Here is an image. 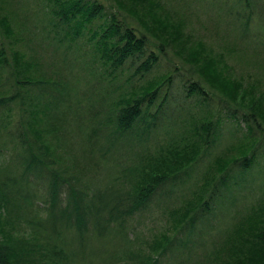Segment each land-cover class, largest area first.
Returning <instances> with one entry per match:
<instances>
[{
    "label": "trees",
    "instance_id": "1",
    "mask_svg": "<svg viewBox=\"0 0 264 264\" xmlns=\"http://www.w3.org/2000/svg\"><path fill=\"white\" fill-rule=\"evenodd\" d=\"M42 1L45 20L34 19L40 45L32 27L25 26L24 11L12 0H0V107L13 112L0 128L21 150L18 171L0 164V264H251L264 256L263 214L253 216L252 224L249 216L230 229L234 221L228 223L211 258L204 260L203 252L191 259L197 248L186 249L197 219L219 201L229 182L246 179L261 165L264 192V130L255 132L264 116L246 114L247 102L232 92L264 100V85L234 73L226 57L237 48L216 51L196 39L188 42L181 22L152 0H116L127 2L130 18L116 13L118 5L100 0ZM209 2L223 3L219 12L237 39L251 35V23L254 32L264 31V0H237L238 7L229 5L232 11L226 0ZM27 38L33 56L19 48ZM260 40L264 47V36ZM174 42L181 44V56L169 49ZM43 50L63 58L69 52L74 63L47 74L38 52ZM79 51L86 72L74 76L73 55ZM184 62L217 100L187 74L194 73ZM194 105L212 113L207 120L189 113L191 123L182 133L179 127L187 121L180 126V114ZM219 127L231 131L223 150L238 136L246 139L235 145L239 158L220 160ZM181 138L192 140L188 153ZM149 143L153 149L132 160L134 147L147 149ZM119 147L126 148L127 166L121 154L106 158ZM102 168L104 188H91ZM189 182L188 192L179 189L174 196ZM158 196L178 200L166 219L179 222L168 235L134 249L119 222Z\"/></svg>",
    "mask_w": 264,
    "mask_h": 264
},
{
    "label": "rangeland",
    "instance_id": "2",
    "mask_svg": "<svg viewBox=\"0 0 264 264\" xmlns=\"http://www.w3.org/2000/svg\"><path fill=\"white\" fill-rule=\"evenodd\" d=\"M16 2L18 9L21 8L22 15L25 18V26H28L29 31L32 27V31L34 36L32 37L34 42L39 43L37 33L38 30H35L34 26V19L35 20H45L46 13H45V6L42 0H12ZM104 4L107 5H114L118 9L117 5L119 6L118 11L116 12L120 17H127L130 18L129 15H132L128 8L124 5L127 2H116V0H100ZM157 4L161 5L162 8L166 9L171 18H173L177 22H181L182 29L187 34L188 42L193 40H198L202 43L204 47L207 49L213 48L216 51H220L225 49V47H235L236 52L230 54V57H226L227 61L230 65L234 68V73H236L239 77H243L246 82L250 81L247 79H260L262 81V87L264 85V47H262L260 43V38L264 36V31L254 32L252 26L254 23H251L250 28L252 29V33L247 39H237V35L234 33V29H231L228 22H224L222 17L220 8H224L222 4H214V2L210 3V0H204L202 3L198 0H152ZM228 5L227 10H231L229 5H235L234 7H238L237 0H226ZM221 6V7H220ZM225 6V8H226ZM240 6V4H239ZM115 9V8H114ZM28 10L29 13L26 12ZM236 11V10H234ZM249 11V10H248ZM26 12V13H25ZM7 14V12H4ZM244 15V13H243ZM255 17V16H254ZM143 20V19H142ZM15 24V23H14ZM230 24L236 27V24L230 22ZM134 25L136 23L134 22ZM154 36L155 33L152 32ZM20 35V33H19ZM159 35H164L159 33ZM234 37L235 39H233ZM2 38V37H1ZM191 38V39H189ZM4 40V39H3ZM45 40V39H44ZM43 40V42H44ZM5 42V41H4ZM187 41L184 42V47L187 48ZM195 46H197V42H195ZM30 40L27 41L22 40L19 42V48L27 53L28 56L33 54L30 51ZM40 44V43H39ZM41 45V44H40ZM43 45V43H42ZM166 47V46H165ZM51 49L52 46H49ZM169 49L172 52L178 53L181 56L182 48L181 44H174L169 45ZM42 56L43 64H44V71L49 74L51 69H60L64 71V68L68 66V63L72 61L74 63L72 55L68 52V57H64L58 55L50 50H43L42 52L38 51ZM80 53V55H79ZM76 59V68H74L73 75L82 76V73L86 72L84 60L82 58L81 51L78 53L76 52L73 55ZM50 63V64H49ZM52 65V66H51ZM200 64L197 63L194 65L198 67ZM50 68V69H46ZM81 68L82 70H80ZM184 68L188 71V69L194 73L190 74L187 73L189 76H192V79H195L196 83L201 87L209 89L212 91L208 86H205L204 80L199 77V75L194 71L193 67L189 68V64L184 62ZM189 72V71H188ZM73 78L70 77L69 80ZM255 83H258L255 81ZM2 87V85L0 86ZM225 87L223 84L220 89ZM205 89V88H204ZM219 90V89H217ZM224 91V90H223ZM209 92V91H208ZM234 95L240 100L247 102L245 108L246 114H253L257 112L264 116V100H256L255 98H250V95H246L244 93H240L237 91H232ZM214 97L213 99H218V94L216 92H209ZM171 97L174 100H180L178 95L174 96L172 93ZM204 96L207 97V93H204ZM234 106L238 105L232 104ZM210 112L207 109H204L202 106L194 105L192 107H184L183 111L180 114L179 125L182 126L183 121H187L183 127H179V130H182V133L188 130V120L189 116H196L199 119L207 120L210 117ZM190 114L188 117L187 115ZM212 113V112H211ZM13 112L7 110V107H0V127L1 125L7 120V118L12 115ZM224 127H229L228 124L224 121L222 122ZM243 129L244 126L242 125ZM230 128V127H229ZM256 134L260 133V129L264 130V123L263 126L259 128V122L256 124L255 127ZM176 131V130H175ZM173 131L170 136L174 134ZM218 134V132H217ZM231 134L230 129L219 127V135L222 136V139H217L216 144L221 142V151L229 143V135ZM244 134V133H243ZM169 136V137H170ZM180 134L175 136L177 139ZM164 136L160 137L163 139ZM174 139V140H175ZM241 140V141H239ZM246 139L241 138L238 136L229 146H227L219 155L220 160L222 162L229 161L232 158H239V151L236 149V144H242ZM154 141V140H153ZM180 144H186V149L183 152H187L189 150V144H193L191 139H183L179 141ZM151 143V142H150ZM149 143V145H150ZM233 144V145H232ZM154 144H151L147 149L144 146L139 145L135 146L134 149L136 152L132 155V160L136 156H142L144 152L153 149ZM17 147L13 145L9 134L7 135L4 129L0 128V164L5 170H11L12 168L16 167L15 171H18L20 168L19 161L20 156ZM125 152L126 148L119 147L113 149L111 152H106V158L110 155L118 156L119 154L123 156H119V160L123 164V166H127L130 164V161L125 159ZM141 152V153H139ZM190 153V152H189ZM133 166V165H132ZM131 166V167H132ZM122 170H119L121 172ZM262 174L261 165L255 168V172H250L246 179L238 180L235 182H229L228 189L223 192V195L219 198L218 202L212 206L211 210L206 212L204 215L199 217L195 223V227L189 233V245L186 248L187 252L190 249V245L194 244L197 249L192 250L190 253L191 259H198L203 255L204 260L211 258L215 249L221 244L222 237L227 229L233 227L234 223L243 216L249 217H256L258 214L264 215V201L258 204L259 199H264V192L261 188V183L263 182V178H260ZM97 180L90 181L89 185L91 188H100L103 189L105 186V182L107 181L106 172L102 168L97 175ZM209 179V178H207ZM186 183L183 185H179L177 191L174 196L177 195L178 190L179 192H185L190 189V182L187 187H185ZM174 196L167 198V200H159L163 199V196L155 197L148 206L144 208L143 211L137 212L135 215L132 214L131 216L126 217V219H122L119 223L127 235L129 241L127 242L132 248L138 247H145L146 244H149L155 238L160 239L161 234L168 235L170 233V228L175 224H178L179 221L176 220H169L166 219L167 212L177 209L179 203L178 200H172ZM171 201V202H170ZM170 202V203H169ZM255 203V204H254ZM182 210H180L176 215H180ZM248 217V218H249ZM253 218L250 220V224L253 222ZM166 219V221H165ZM165 221V222H164ZM234 221V222H233ZM233 222L225 231L224 227L229 223ZM213 224L212 226H209ZM228 224V225H229ZM166 229V230H164ZM224 231V232H223ZM134 240V242H133ZM175 252V249H174ZM264 255V253H262ZM184 254V256H186ZM202 258V257H201ZM251 264H264V256H260L255 262Z\"/></svg>",
    "mask_w": 264,
    "mask_h": 264
},
{
    "label": "bare ground",
    "instance_id": "3",
    "mask_svg": "<svg viewBox=\"0 0 264 264\" xmlns=\"http://www.w3.org/2000/svg\"><path fill=\"white\" fill-rule=\"evenodd\" d=\"M229 127H230V126H229ZM229 127H228V128H229ZM237 133H238V132H237ZM235 134H236V133H235Z\"/></svg>",
    "mask_w": 264,
    "mask_h": 264
}]
</instances>
